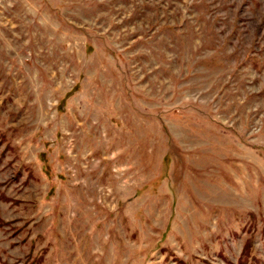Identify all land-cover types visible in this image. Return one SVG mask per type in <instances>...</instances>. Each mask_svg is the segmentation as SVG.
Masks as SVG:
<instances>
[{
  "label": "rangeland",
  "instance_id": "obj_1",
  "mask_svg": "<svg viewBox=\"0 0 264 264\" xmlns=\"http://www.w3.org/2000/svg\"><path fill=\"white\" fill-rule=\"evenodd\" d=\"M0 264H264V0H0Z\"/></svg>",
  "mask_w": 264,
  "mask_h": 264
}]
</instances>
